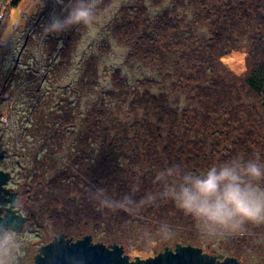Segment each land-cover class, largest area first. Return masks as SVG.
<instances>
[{
	"label": "trees",
	"instance_id": "16d2710c",
	"mask_svg": "<svg viewBox=\"0 0 264 264\" xmlns=\"http://www.w3.org/2000/svg\"><path fill=\"white\" fill-rule=\"evenodd\" d=\"M20 1L11 0L12 6ZM148 1L158 10L151 11L144 0H126L107 28L128 48V59L149 67L154 77L131 84L113 70L111 87L84 112L75 96L49 106L43 92L24 134L35 140L43 136L42 147L49 149L41 158L33 154L25 188L54 219L49 206L58 212L57 204L63 202L61 210L71 222L82 223L85 234L89 225L100 234L101 226L107 233L117 224L129 228L158 222L181 227L200 240L205 235L196 224L161 197L165 184L158 177L175 164L202 172L233 157L264 161V0ZM117 2L99 0L95 22ZM62 38L49 39V57L57 50L60 60L47 71L50 77L70 65L75 49L69 46L71 35L60 46ZM26 46L24 41L15 62ZM244 47L245 70L238 75L222 59ZM98 58L91 54L82 59L78 82L83 89L92 91L98 82ZM42 65H28L26 79L41 73ZM20 135L16 138L21 140ZM89 182L106 187L114 198L130 196L139 207L131 213L98 210L86 197Z\"/></svg>",
	"mask_w": 264,
	"mask_h": 264
},
{
	"label": "rangeland",
	"instance_id": "374dc122",
	"mask_svg": "<svg viewBox=\"0 0 264 264\" xmlns=\"http://www.w3.org/2000/svg\"><path fill=\"white\" fill-rule=\"evenodd\" d=\"M124 1L126 0H118L117 3H114L110 10L107 9L108 11L103 13L90 28L83 31L75 29L61 35L63 38L59 40V45L64 43L66 36L71 35L69 46L75 47V49L70 57V65L65 69L60 68L59 73H53L50 77V73L47 71L56 65L59 60V52L54 49L52 56L49 57L51 47L48 44L49 39L57 40L58 37L50 36L43 42L45 45L44 55L38 53V59L34 49L39 47L42 23L46 22L53 13L60 14L61 7L55 2L53 3V0H21L17 6H12L11 0H0V133L4 135L2 143L4 140L8 143L3 147L5 153L0 151L4 155L0 159V170L9 172L14 177L15 184H19V187L15 186L21 195L19 209L27 217L30 216V221L25 225L23 231L17 233L20 238L17 240V244L20 245L19 251L22 253L18 256L17 264H34V256L38 253L39 248L50 243L62 233L74 241L91 235L93 243L102 242L106 246L117 244L123 247L124 254L129 256L130 260H135L137 257L148 259L163 252L165 248L174 249L177 244H181L201 248L203 252L213 256L234 257L239 264H264V229L254 231L262 227L247 226V233L234 236L233 240H229V237L209 238L207 236L201 237L199 240L196 237L192 238L181 227H168L172 236L165 239L166 227L162 226L165 224L160 225L158 222L138 223L129 226V228L124 227L123 224H117L112 226L111 230L107 229L109 230L107 233L106 228L101 226L100 234L97 229L95 230L89 225L87 226L89 232L85 234V229L81 230L82 223L71 222L68 219L69 214L61 210L65 206L63 202L57 204L58 212L53 210L56 206H49L53 215L56 216L54 219L49 213L42 211L43 209L38 206L39 203H36V200H34L35 204L28 201L27 195L31 193L25 191V184L28 181L25 172H28V167L34 163L33 154L39 153L41 158L49 147H42L43 136H38L39 139L35 140L33 136L29 138L27 134H24V125H27V117H31V109L41 98L43 92L48 95L49 104L47 105L49 106H56L60 100L63 101V98L71 100L75 96L76 100L80 101L79 109L84 112L104 89L111 87L110 77L113 70H119L120 76L125 77L131 84H135V80L154 77V73L149 67L142 66L135 60H129L127 57L128 48L108 32V22L117 14L120 4ZM144 1L149 7L150 2ZM155 7L151 5L149 9L151 11L158 10ZM201 32L204 30L202 29ZM24 41L27 46L20 58L21 61L15 62ZM101 45H107V50L100 49ZM247 51L248 48L244 47L241 53L233 51L222 60L225 61L226 67L228 64L236 74L241 75L245 70L244 64H237L234 56L245 57ZM91 54L99 57L98 82L94 84L92 91L88 90V87L83 89L78 82L81 76L82 59ZM60 58L62 59V56ZM40 63H43L44 69L39 74L34 72L33 77L28 81L26 79L27 68L34 66L35 69L40 66ZM240 64L241 66H239ZM13 74L15 75L13 76ZM11 76H13L12 79ZM153 86L155 85H151L150 89L154 90ZM182 101L183 98L180 102ZM172 102L175 103L174 99ZM19 133H21V140L16 138ZM22 134H24V139H22ZM39 150L40 152H38ZM57 153V155L64 156V151H60V149H57ZM67 209L65 210L67 211ZM196 228L199 229L197 225ZM188 231L190 232L189 229ZM73 235H78V237ZM188 242L192 244H187Z\"/></svg>",
	"mask_w": 264,
	"mask_h": 264
},
{
	"label": "clouds",
	"instance_id": "9594fccd",
	"mask_svg": "<svg viewBox=\"0 0 264 264\" xmlns=\"http://www.w3.org/2000/svg\"><path fill=\"white\" fill-rule=\"evenodd\" d=\"M60 14L53 13L41 25L39 47L44 55V41L59 37L78 27L90 28L97 18L99 0H55ZM165 184L161 191L167 199L209 238H224L247 233V226H264V161L258 158L233 157L194 172L182 164L164 170L159 177ZM86 197L98 210L131 213L139 207L130 196L114 198L106 187L88 184ZM154 200L155 197H149ZM165 239L172 236L165 228ZM20 240L11 227L0 226V264H17Z\"/></svg>",
	"mask_w": 264,
	"mask_h": 264
},
{
	"label": "water",
	"instance_id": "95a60500",
	"mask_svg": "<svg viewBox=\"0 0 264 264\" xmlns=\"http://www.w3.org/2000/svg\"><path fill=\"white\" fill-rule=\"evenodd\" d=\"M0 153V159L3 157ZM9 172L0 170V226L11 227L17 233L23 231L27 218L16 209L17 194L8 189ZM34 264H239L234 257L213 256L201 248L177 244L174 249L165 250L154 257L130 260L123 247L112 244L93 243L86 235L74 241L66 234H60L50 243L39 248Z\"/></svg>",
	"mask_w": 264,
	"mask_h": 264
},
{
	"label": "flooded vegetation",
	"instance_id": "af4514ba",
	"mask_svg": "<svg viewBox=\"0 0 264 264\" xmlns=\"http://www.w3.org/2000/svg\"><path fill=\"white\" fill-rule=\"evenodd\" d=\"M11 79H12V76H11ZM7 82H8V80H7ZM7 82H6V83H7ZM9 82H10V81H9ZM3 139H4V135H3L2 133H0V151H2V152L5 153V149H4L3 147L6 146L8 143H7V141H5V140H4V143H2V142H3ZM3 157H4V156H3ZM3 157H2V158H3ZM6 172H7V171H6ZM15 186L19 187V184H18V183L15 184L14 177L11 176L10 180L8 181V185H7L6 187H7L8 189H10L11 191H13L14 193L17 194V197H16V209L18 210V213L22 214L24 217L27 218V222L25 223V225H26V224L30 221V216L27 217V216L21 211V209H19L21 195H20V192H18L17 189H15V188H16ZM25 191H26L27 193H29V192H30V189H29V188H25ZM30 193H31V192H30ZM32 196H33V195L28 194V195H27V199H28V201H29L31 204H35L34 199H33ZM25 225H24V227H25Z\"/></svg>",
	"mask_w": 264,
	"mask_h": 264
},
{
	"label": "bare ground",
	"instance_id": "6f19581e",
	"mask_svg": "<svg viewBox=\"0 0 264 264\" xmlns=\"http://www.w3.org/2000/svg\"><path fill=\"white\" fill-rule=\"evenodd\" d=\"M240 56H241V55H240ZM240 56H234V58H235L236 61H237V64L242 62V57H240ZM239 66H241V64H240Z\"/></svg>",
	"mask_w": 264,
	"mask_h": 264
}]
</instances>
